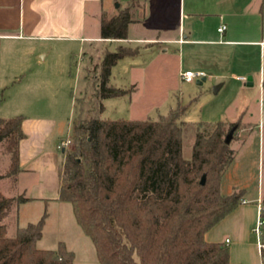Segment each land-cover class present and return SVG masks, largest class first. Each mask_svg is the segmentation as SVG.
Wrapping results in <instances>:
<instances>
[{
	"label": "crops",
	"instance_id": "obj_1",
	"mask_svg": "<svg viewBox=\"0 0 264 264\" xmlns=\"http://www.w3.org/2000/svg\"><path fill=\"white\" fill-rule=\"evenodd\" d=\"M118 1L128 2L0 0V97L7 92L4 102L0 99V116L26 117L18 188L8 194L0 191L11 197L23 193L26 203L64 202L59 191L65 153L60 155L58 144L70 136L67 128L61 129L58 91L50 93L53 102L46 97L48 90L64 89L66 60L78 55L100 63L108 45L116 44V49L138 48L134 57L149 52L154 61L160 57L155 48H163V56L174 60L181 83L208 82L212 90L221 84L207 96L200 121H224L238 128L231 144L235 158L223 175L221 191L245 194L239 207L206 233V240L226 244L232 264L235 253L250 248L254 264H262L258 244L250 240L264 200V0H143L134 11L136 21L129 26L128 38L104 40L101 17L118 14L113 8ZM223 25L227 28L220 32ZM188 70L207 77L202 84L203 79L185 82L181 73ZM251 147L259 159L254 168L259 178L257 187L252 183L246 188L238 178L249 172L244 159ZM248 189L254 190L253 196Z\"/></svg>",
	"mask_w": 264,
	"mask_h": 264
},
{
	"label": "trees",
	"instance_id": "obj_2",
	"mask_svg": "<svg viewBox=\"0 0 264 264\" xmlns=\"http://www.w3.org/2000/svg\"><path fill=\"white\" fill-rule=\"evenodd\" d=\"M135 21L130 7L113 16L104 13L101 38L127 39ZM138 51L123 45L106 50L93 81L85 77L89 89L75 101L77 146L64 152L59 199L73 205L101 264H232L230 248L207 241L206 233L235 211L245 194L221 191L223 175L235 158V135L230 143L226 137L237 126L187 122L184 105L157 121L103 119L104 100L131 90L111 83L113 68ZM25 118L0 117V152L9 162L0 180L17 181ZM192 130L195 142L187 159L184 136ZM27 201L0 191V264H74L75 254L64 242L56 250L37 247L47 211L38 222L8 234L4 219L16 202ZM262 208L264 219V200Z\"/></svg>",
	"mask_w": 264,
	"mask_h": 264
},
{
	"label": "rangeland",
	"instance_id": "obj_3",
	"mask_svg": "<svg viewBox=\"0 0 264 264\" xmlns=\"http://www.w3.org/2000/svg\"><path fill=\"white\" fill-rule=\"evenodd\" d=\"M142 5L143 0L118 1L113 8L115 11H120L130 7L134 12L141 8ZM116 47V44L108 45L111 51H115ZM162 49L155 48L154 54L160 57L154 61L150 60V53L145 51L148 52L146 55H139L134 58L127 57L124 61L118 62L119 65L112 70L111 83L117 87L131 90L124 97L104 100L105 111L101 115L103 119L116 120L125 118L157 121L161 116L168 115L172 108L182 104L187 107L183 117L185 121L196 123L201 120V112L207 103L208 95L211 96L214 92L212 86L209 87L208 82L198 85L195 81L194 84L196 85L193 86L181 83L175 77L174 60L172 57L166 59L167 57L163 56ZM65 64L64 89L48 90L46 101L53 102L52 99H55V96L51 98L50 93L58 91V102L61 104L59 108V115L62 118L61 129L66 131L67 128V136L69 135L70 137L65 140H71L72 142L66 151L69 152L74 151L77 146L73 126L76 114L75 101L89 89L85 77L89 78L88 81H93L96 74L95 66L99 63L91 62L87 59L83 60L76 55L66 60ZM133 66L142 68V70L134 69ZM4 91V96L0 97L2 101L7 93L6 90ZM194 142V130L188 131L184 136L183 145V154L187 159L191 158ZM59 153L62 155L63 151L59 150ZM258 161V156L257 154L255 155L254 148H252L247 160L244 159V162L249 163V167L247 166L249 172L243 178H238L241 185H243L242 187H253L252 183H256L257 187L259 173L254 168L258 166ZM8 165V160L0 152V174L4 173ZM16 182L3 178L0 180V190L5 191L7 194L14 190L16 191L18 188ZM253 191L249 190V192H252L249 196H253ZM22 194H17V196ZM46 211L48 213L47 224L43 230L42 238L37 242L38 248L56 250L60 242H65L68 249L75 254L74 264H101L96 247L92 239L84 233L78 224L73 205L70 202L50 201L49 204L44 201H35L33 203L16 202L13 211L4 219L8 234L14 235L19 227L38 222ZM250 242L257 247V236L254 231H252ZM253 252V248H250L235 253L233 264H254Z\"/></svg>",
	"mask_w": 264,
	"mask_h": 264
},
{
	"label": "built area",
	"instance_id": "obj_4",
	"mask_svg": "<svg viewBox=\"0 0 264 264\" xmlns=\"http://www.w3.org/2000/svg\"><path fill=\"white\" fill-rule=\"evenodd\" d=\"M226 28H227V26L223 25L219 28V31L224 32ZM206 77H207L206 73L202 72V71L188 70V71L181 73V78L185 82H194L196 80H202ZM71 143H72L71 140H62L58 144V149L63 151V152H66L67 149L69 148V146L71 145ZM262 210H263V208H260L257 223H256V226L253 229V231L256 233V236H257V244H258V248H259V252H260V256H261V261H262L261 263L264 264V241H263L264 219L261 215Z\"/></svg>",
	"mask_w": 264,
	"mask_h": 264
},
{
	"label": "water",
	"instance_id": "obj_5",
	"mask_svg": "<svg viewBox=\"0 0 264 264\" xmlns=\"http://www.w3.org/2000/svg\"><path fill=\"white\" fill-rule=\"evenodd\" d=\"M204 81H205V79H203L202 81H200L199 84H202ZM220 87H221V84L215 86L214 89H213L214 92L216 93V92L220 89ZM236 129H237V128L234 127V128H232V129L229 131V133H228V135H227V137H226V142H227V143H230V142L233 140L234 135H235V132H236Z\"/></svg>",
	"mask_w": 264,
	"mask_h": 264
}]
</instances>
